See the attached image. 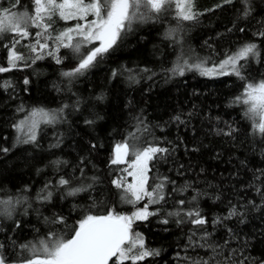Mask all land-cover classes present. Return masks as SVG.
I'll return each mask as SVG.
<instances>
[{
	"label": "trees",
	"instance_id": "trees-1",
	"mask_svg": "<svg viewBox=\"0 0 264 264\" xmlns=\"http://www.w3.org/2000/svg\"><path fill=\"white\" fill-rule=\"evenodd\" d=\"M13 4L0 0V9ZM12 10L31 13L32 0H19ZM195 10L201 13L196 20L183 21L174 5L159 13L142 7L138 16L144 19L134 20L113 50L73 77L63 73L82 57L71 49L47 55L56 48L49 40L43 58L33 63L27 45L34 39L17 45L25 60L0 73V200L13 201L11 216L0 214L8 264L32 258L21 246L38 247L49 233L71 238L86 215H129L144 207L147 198L129 203L130 194L112 184L122 176L131 181L121 171L125 163H110L116 144L125 140L137 149H168L150 162L148 174L149 190L167 178L164 199L149 204L156 214L134 221L130 231V241L139 233L144 248L159 254L135 264H264V133L245 115L248 105L237 102L247 84L264 81V36L258 35L264 32V0H195ZM75 23L56 18L52 35ZM170 29L176 31L167 36ZM29 30L33 36L38 31ZM12 40L11 33L0 36V66L8 67ZM246 43L257 44L259 58L247 61L243 80L231 71L173 72L187 55L210 66ZM6 81L10 86L4 87ZM34 109L54 112L58 120L41 122L34 142L18 143L27 129L14 125ZM61 179L69 183L60 185ZM75 189L80 191L70 195ZM233 209L237 215L230 216ZM194 210L206 224L190 222L185 214ZM57 217L64 221L55 222Z\"/></svg>",
	"mask_w": 264,
	"mask_h": 264
},
{
	"label": "snow or ice",
	"instance_id": "snow-or-ice-1",
	"mask_svg": "<svg viewBox=\"0 0 264 264\" xmlns=\"http://www.w3.org/2000/svg\"><path fill=\"white\" fill-rule=\"evenodd\" d=\"M232 2L233 0H222L223 4ZM18 4L19 0H16V4H13L11 8L0 9V36L5 33L13 34L12 43L7 46L8 67L0 66V73L16 68L18 61L25 60V56L16 51V47L21 41L29 38L34 39V43L27 45L30 52L35 54L33 63L35 60L43 58V53L49 48V40L55 42L56 48L54 51H48L47 55H54V52H58L61 47L71 49L74 54H79L82 58L77 67L63 73L66 77H73L83 74L93 67L98 59H103L105 54L113 50L131 30L134 20L144 19L143 16H138L142 7L159 13L166 5H174L177 17L183 21H194L201 15L195 10V0H32L33 10L31 13L13 11L12 9ZM221 6L218 4L215 7ZM248 11L246 9L244 14L247 15ZM90 16L92 19H89ZM56 18L66 22L76 21V23L53 36L52 30ZM33 27L38 29L34 36L29 30ZM175 31V29H170L166 35L172 36ZM258 35L264 36V32H260ZM88 45L93 46L86 54H83L82 47ZM250 58H259V49L255 43H246L236 52L226 54V58L213 67H205L207 61L189 64L185 60L183 66L178 64L173 72L183 75L186 69H196L200 71L201 75L214 76L228 74L224 71L225 68H228L231 70V74H235L243 80L245 77L242 74V69ZM56 62L61 63L59 57L56 58ZM116 74L114 71L113 75ZM27 83L28 81L25 80V84ZM8 86H10V82L6 81L4 87ZM241 100L248 105L245 115L254 120L258 118L255 127L264 133V81L255 85L247 84L243 99L237 97V102H241ZM60 111L62 112V109ZM176 119L179 120V117ZM57 120L58 116L54 112L34 109L25 120L14 125L20 132L27 129L26 138L18 137L17 142H34L37 128L41 122L52 124ZM86 123H92V121H86ZM3 151L8 150L3 149ZM167 152L168 149L153 145L137 149L127 140L117 143L110 163L113 165L128 163L127 158L133 157L128 166L121 170L126 173L127 177H132V180L129 183L126 177L122 176L114 179L112 184L117 189H123L124 193L130 194L133 199L128 200L129 203L135 204L147 198L144 207L134 211L131 215H120L114 211H108L106 215H86L78 222V226L72 229L71 238L49 233L46 240L39 241L38 247L22 245V248L31 251L32 258L23 260L21 264H109L110 261L112 264H123L126 260H131L135 264L148 256L158 255V252L144 248L143 238L139 233L135 234L134 241H130L129 234L134 221L146 220L149 216L156 214L148 210V205L158 204L164 199L163 189L167 178L165 177L149 190L148 174L150 162L156 160L158 154ZM59 183L67 185L69 181L61 179ZM77 191L80 189H75L69 194L74 195ZM50 196L51 193H48L42 199L47 200ZM20 202V200L16 201V203ZM179 203L183 205L185 202L181 200ZM12 205L11 199L0 200V214L10 217ZM185 215L194 225L200 226L207 223L199 210L188 211ZM229 215H237V212L233 209ZM63 221V217H57L55 222L62 223ZM164 222L167 223L166 220ZM126 242H128L127 247H125ZM137 243L140 251L134 253L133 249L137 247ZM3 247L4 245L0 244V264H8L7 257L3 255Z\"/></svg>",
	"mask_w": 264,
	"mask_h": 264
},
{
	"label": "rangeland",
	"instance_id": "rangeland-1",
	"mask_svg": "<svg viewBox=\"0 0 264 264\" xmlns=\"http://www.w3.org/2000/svg\"><path fill=\"white\" fill-rule=\"evenodd\" d=\"M142 11V10H141ZM141 11H139L138 12V15L140 14V13H142ZM89 19H92V17L90 16L89 17ZM237 51V50H236ZM236 51H234V52H236ZM233 52V53H234ZM226 57H224V58H222L221 60H219V61H217L215 64L214 63H212V64H210V66H207L206 64H205V67H213L214 65H218L219 63H220V61H222V60H224ZM185 60H187L188 61V63L189 64H194V63H199L200 61H206L204 58H202L201 56H199V57H195L194 55H187V57L184 59V61ZM184 61H183V63H184ZM196 70V69H195ZM225 72H229V71H231L230 69H228V68H225V70H224ZM214 76H218V75H214ZM253 121H254V123H257L258 122V118L256 119V120H254L253 119ZM24 131H26V128H25V130ZM23 131V132H24ZM114 150H115V148H114ZM133 159V157H131V156H129L128 158H127V161H128V163H130L131 162V160ZM128 163H125V165H126V167L128 166ZM131 178V180H132V177H130ZM131 182V181H130ZM133 199V198H132ZM138 209H141V208H138ZM138 209H136L135 211H137ZM134 212V211H133ZM132 212V213H133ZM131 213V214H132ZM131 214H129V215H131ZM131 241H133V240H131ZM137 246H138V243H137ZM137 248V247H136ZM135 249V248H134ZM29 252H31V251H29Z\"/></svg>",
	"mask_w": 264,
	"mask_h": 264
},
{
	"label": "water",
	"instance_id": "water-1",
	"mask_svg": "<svg viewBox=\"0 0 264 264\" xmlns=\"http://www.w3.org/2000/svg\"><path fill=\"white\" fill-rule=\"evenodd\" d=\"M130 235V234H129ZM127 243V242H126Z\"/></svg>",
	"mask_w": 264,
	"mask_h": 264
}]
</instances>
